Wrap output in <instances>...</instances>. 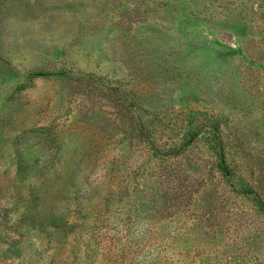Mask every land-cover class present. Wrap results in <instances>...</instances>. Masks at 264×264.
<instances>
[{"label":"rangeland","instance_id":"1","mask_svg":"<svg viewBox=\"0 0 264 264\" xmlns=\"http://www.w3.org/2000/svg\"><path fill=\"white\" fill-rule=\"evenodd\" d=\"M0 264H264V0H0Z\"/></svg>","mask_w":264,"mask_h":264},{"label":"clouds","instance_id":"2","mask_svg":"<svg viewBox=\"0 0 264 264\" xmlns=\"http://www.w3.org/2000/svg\"><path fill=\"white\" fill-rule=\"evenodd\" d=\"M147 228H148V223L147 222H142L141 224H139L137 226L136 234L137 235L142 234Z\"/></svg>","mask_w":264,"mask_h":264},{"label":"trees","instance_id":"3","mask_svg":"<svg viewBox=\"0 0 264 264\" xmlns=\"http://www.w3.org/2000/svg\"><path fill=\"white\" fill-rule=\"evenodd\" d=\"M182 148H180V149H178L177 151H173L174 153H171V154H169V155H171V156H173V157H178L179 155H178V153L179 154H181L182 153ZM177 153V154H176ZM156 236H157V234H156ZM164 240L161 238V243H159V245H160V247L163 249L164 247H162V246H164ZM163 252H164V250H163ZM154 260L156 261V257L154 258Z\"/></svg>","mask_w":264,"mask_h":264}]
</instances>
